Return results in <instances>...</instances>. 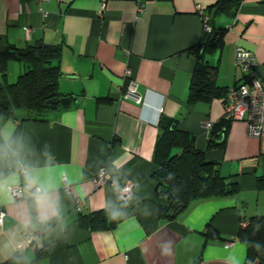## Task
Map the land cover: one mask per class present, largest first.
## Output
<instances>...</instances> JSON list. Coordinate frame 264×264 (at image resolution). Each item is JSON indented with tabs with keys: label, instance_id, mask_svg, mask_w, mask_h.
<instances>
[{
	"label": "crops",
	"instance_id": "1",
	"mask_svg": "<svg viewBox=\"0 0 264 264\" xmlns=\"http://www.w3.org/2000/svg\"><path fill=\"white\" fill-rule=\"evenodd\" d=\"M217 1L107 0L101 14L102 0H0V53L62 44L59 91L71 99L45 120L25 111L0 117V205L6 210L0 264L245 263L239 230L264 215L260 141L248 135L245 121H231L224 146L209 148L214 129L205 124L224 118L226 96L188 103L196 65L190 49L204 33L197 6ZM214 26L225 29L223 47L206 56L217 67L218 86L228 91L244 80L238 47L253 53L264 81V0H243L236 18L215 15ZM7 68L9 83L25 70L16 60ZM129 79L138 84L142 104L124 96ZM162 118L194 136L195 147L237 190L194 199L177 215L161 217L153 173ZM101 170L111 179L97 186ZM129 182L135 189L124 200L120 189ZM14 185L25 189L23 198H13ZM38 188L46 193L42 201ZM80 201L86 202L78 210ZM101 210L112 227L79 224L81 214ZM209 225L217 234H209ZM28 230L37 237L22 249Z\"/></svg>",
	"mask_w": 264,
	"mask_h": 264
},
{
	"label": "trees",
	"instance_id": "2",
	"mask_svg": "<svg viewBox=\"0 0 264 264\" xmlns=\"http://www.w3.org/2000/svg\"><path fill=\"white\" fill-rule=\"evenodd\" d=\"M243 0H218L206 7L212 15L224 14L236 18ZM227 30V28H226ZM224 33L225 29L212 27L205 32L190 52H194L196 65L190 77L188 103L212 102L227 96V89L216 82L217 67L209 64L206 56L223 47L222 35L214 38V33ZM62 44L39 43L25 48H11L0 53V117L14 118L25 111L33 120H45L57 109L66 108L60 103L65 96L59 91V81L63 75L60 59ZM16 60L25 70L15 82L6 80L8 62ZM229 90V89H228ZM231 121L223 118L213 124L209 148L223 147L226 129ZM161 133L155 148L157 170L153 177L158 183L159 213L171 218L180 213L190 201L198 198L233 193L237 190L234 182L220 177L216 164L207 160L205 153L195 147V138L178 128L176 121L162 118L159 122ZM79 224L90 230L106 229L113 226L105 210L91 214H81ZM209 234H217L209 225ZM238 238L247 246L244 264H264V215L249 218L248 224L239 230Z\"/></svg>",
	"mask_w": 264,
	"mask_h": 264
},
{
	"label": "built area",
	"instance_id": "3",
	"mask_svg": "<svg viewBox=\"0 0 264 264\" xmlns=\"http://www.w3.org/2000/svg\"><path fill=\"white\" fill-rule=\"evenodd\" d=\"M45 2L49 0H39ZM107 0H102L101 14L106 9ZM197 11L200 18L203 21L204 31L211 32V15L208 11L198 5ZM31 29L27 28V32ZM236 66L244 73V80L236 86L231 87L225 100V114L224 118L229 121H245L247 123V132L250 137L259 139L261 144V152L264 153V81L259 77V73L256 67L255 57L249 50L238 47L236 49ZM130 70L126 71L125 78L130 77ZM138 84L130 80L128 81L126 92L124 96L126 98L134 100L138 104L143 103V97L138 93ZM213 124L207 122L205 124L206 129H211ZM111 177L107 170H101L95 177V184L97 186L106 184L110 181ZM135 189L133 182L127 183L120 189V195L122 199L128 200L131 198ZM65 191H70L68 184L64 187ZM13 198L21 199L25 196V189L20 185H14L10 187ZM37 194V189L34 190ZM86 201H80L77 204V209L81 210ZM6 210L0 205V226L4 224ZM247 223L244 222L243 226ZM37 233L28 230L24 234V242L22 249L29 247L36 239Z\"/></svg>",
	"mask_w": 264,
	"mask_h": 264
},
{
	"label": "water",
	"instance_id": "4",
	"mask_svg": "<svg viewBox=\"0 0 264 264\" xmlns=\"http://www.w3.org/2000/svg\"><path fill=\"white\" fill-rule=\"evenodd\" d=\"M214 20H215V13L212 15L211 17V26L213 27L214 26ZM222 35L221 32L219 31H216L214 33V38H219L220 36ZM60 103L62 106H65V107H68L71 105V99L70 97L68 96H63L61 99H60ZM216 170H218V168L216 167Z\"/></svg>",
	"mask_w": 264,
	"mask_h": 264
},
{
	"label": "clouds",
	"instance_id": "5",
	"mask_svg": "<svg viewBox=\"0 0 264 264\" xmlns=\"http://www.w3.org/2000/svg\"><path fill=\"white\" fill-rule=\"evenodd\" d=\"M46 197V193L43 189L38 188L37 189V200L42 201Z\"/></svg>",
	"mask_w": 264,
	"mask_h": 264
},
{
	"label": "rangeland",
	"instance_id": "6",
	"mask_svg": "<svg viewBox=\"0 0 264 264\" xmlns=\"http://www.w3.org/2000/svg\"><path fill=\"white\" fill-rule=\"evenodd\" d=\"M23 67H24V66H23ZM23 72H24V71H23ZM23 72H22V73H23ZM16 76H17V75H16ZM13 80H14V82L16 81V79H13ZM11 82H12V81H11Z\"/></svg>",
	"mask_w": 264,
	"mask_h": 264
}]
</instances>
